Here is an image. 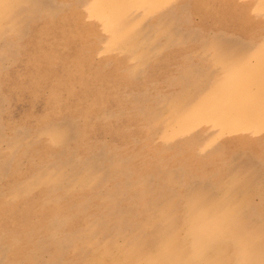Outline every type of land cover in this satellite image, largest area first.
<instances>
[{"label": "rangeland", "instance_id": "1", "mask_svg": "<svg viewBox=\"0 0 264 264\" xmlns=\"http://www.w3.org/2000/svg\"><path fill=\"white\" fill-rule=\"evenodd\" d=\"M0 264H264V0H0Z\"/></svg>", "mask_w": 264, "mask_h": 264}, {"label": "bare ground", "instance_id": "2", "mask_svg": "<svg viewBox=\"0 0 264 264\" xmlns=\"http://www.w3.org/2000/svg\"><path fill=\"white\" fill-rule=\"evenodd\" d=\"M237 116V115H236ZM88 224V223H87ZM172 238V237H171ZM170 244V243H169Z\"/></svg>", "mask_w": 264, "mask_h": 264}]
</instances>
